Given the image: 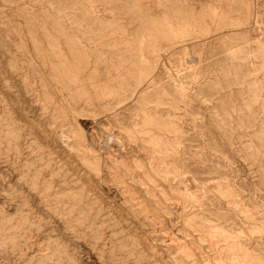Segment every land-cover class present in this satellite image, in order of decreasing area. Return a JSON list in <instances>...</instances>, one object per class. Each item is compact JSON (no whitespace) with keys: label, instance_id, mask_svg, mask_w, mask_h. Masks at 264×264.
Returning a JSON list of instances; mask_svg holds the SVG:
<instances>
[{"label":"rangeland","instance_id":"1","mask_svg":"<svg viewBox=\"0 0 264 264\" xmlns=\"http://www.w3.org/2000/svg\"><path fill=\"white\" fill-rule=\"evenodd\" d=\"M0 264H264V0H0Z\"/></svg>","mask_w":264,"mask_h":264}]
</instances>
